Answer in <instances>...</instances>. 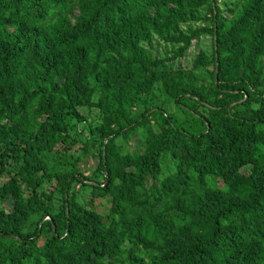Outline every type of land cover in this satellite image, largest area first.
<instances>
[{
  "label": "trees",
  "instance_id": "trees-1",
  "mask_svg": "<svg viewBox=\"0 0 264 264\" xmlns=\"http://www.w3.org/2000/svg\"><path fill=\"white\" fill-rule=\"evenodd\" d=\"M0 264H264V0H0Z\"/></svg>",
  "mask_w": 264,
  "mask_h": 264
},
{
  "label": "rangeland",
  "instance_id": "rangeland-1",
  "mask_svg": "<svg viewBox=\"0 0 264 264\" xmlns=\"http://www.w3.org/2000/svg\"><path fill=\"white\" fill-rule=\"evenodd\" d=\"M222 7L224 6V4H222ZM208 26L209 22L203 23V22H198V23H188V24H183L181 25V28L183 30H186L187 28H200L202 26ZM143 45H145V43H142ZM156 50L154 51L156 54H162V55H166L169 56V54H167L168 50L172 48L171 45L164 43L162 40H157V42H155V46ZM197 49H203L206 53L211 54L212 51V47H211V37L209 35H200L198 37V40L193 42L190 49L187 52V55L185 56V58L180 62L178 61L177 64L180 62V64L182 66H188L191 61L194 58V55L197 51ZM167 107V112L169 113H176L177 109L175 108V106L173 104H169L166 105ZM88 116L92 117L94 114L93 110H89L88 112ZM177 115L178 112H177ZM87 139L86 133L83 132L82 135L80 136V142L75 145L74 147L77 148L79 146H81V144H83ZM126 149L134 152L135 148L140 149V144L139 141L135 138V137H130L128 139V141L126 142ZM80 157L81 159L77 162V166L79 168V170L83 173V176H88L91 174V172H93L96 164H97V150L96 148H91L90 151L88 152V154L83 155L80 152ZM52 163L50 162V158H49V165H51ZM74 190L76 192L79 193V197L84 198L85 200H88L89 198V193H87V188L82 187L80 184H75L74 186ZM95 208L97 210H99L100 212L104 213L105 211H107L108 209V201L105 198H101V199H96L95 200ZM3 207L5 208V210H9L10 209V204L9 203H4ZM35 220V219H34Z\"/></svg>",
  "mask_w": 264,
  "mask_h": 264
}]
</instances>
